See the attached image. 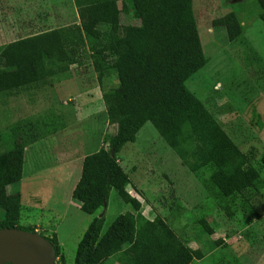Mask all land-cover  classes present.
<instances>
[{
    "label": "rangeland",
    "instance_id": "obj_1",
    "mask_svg": "<svg viewBox=\"0 0 264 264\" xmlns=\"http://www.w3.org/2000/svg\"><path fill=\"white\" fill-rule=\"evenodd\" d=\"M191 6L206 63L185 86L249 157L258 174L256 188H247L231 199L209 196L201 186L209 170L190 173L147 123L137 141L126 143L116 155L129 178L125 191L139 202L144 218H162L182 243L201 252L202 258L189 264H264V169L260 164L264 154V25L260 10L254 0H191ZM229 12L241 27L231 42L223 31L211 28V20ZM72 24H78L73 0H0V47ZM130 24L136 21L127 10L120 14V27ZM100 29L106 31L108 26ZM115 85L112 71L97 83L86 51L77 65L35 88L0 92V155L10 146V131L16 124H31L30 132L23 130L21 135L31 133L36 139L25 146L22 166L24 176L30 168L33 173L21 186L6 187L8 194L21 188L18 224L44 237L54 235L65 264H72L76 244L93 217L103 216L104 230L117 214L130 211L110 191L106 210L82 213L70 199L80 174L77 164L63 160L61 166H50L54 154L66 153L62 141L67 148L86 143L83 151L75 147L76 162L81 153L105 148L111 129L100 90ZM65 130L68 140L61 137L58 141ZM83 136L85 141L80 140ZM199 219L212 234L203 232ZM104 264L117 263L112 256Z\"/></svg>",
    "mask_w": 264,
    "mask_h": 264
},
{
    "label": "trees",
    "instance_id": "obj_2",
    "mask_svg": "<svg viewBox=\"0 0 264 264\" xmlns=\"http://www.w3.org/2000/svg\"><path fill=\"white\" fill-rule=\"evenodd\" d=\"M254 1L264 25V0ZM73 3L78 24L39 32L0 47V92L35 88L77 65L86 51L98 84L108 71L116 77L113 88L100 90L111 133L105 148L82 158L70 199L79 211L92 215L106 210L108 195L114 191L130 211L117 214L104 230L103 216L93 217L76 244L72 264H104L112 256L117 264H189L200 260L201 252L182 243L162 218L147 220L140 214L139 202L125 191L129 178L116 158L149 123L190 173L209 170L201 182L209 196L231 199L247 188H256L258 174L249 157L239 151L185 86L206 63L191 0ZM127 10L136 24L121 28L120 14ZM101 25L108 29L102 31ZM211 28L223 31L229 42L241 31L233 12L211 20ZM30 126L26 122L12 126L10 146L0 155V229L35 233L32 228L19 226V195L6 192L8 185L21 179L25 146L36 140L31 133L24 138V133L21 135L23 130L30 132ZM260 164L264 169V154ZM132 189L141 195L134 186ZM197 223L204 233L212 234L204 220ZM44 238L53 246L54 264H65L56 237Z\"/></svg>",
    "mask_w": 264,
    "mask_h": 264
},
{
    "label": "water",
    "instance_id": "obj_3",
    "mask_svg": "<svg viewBox=\"0 0 264 264\" xmlns=\"http://www.w3.org/2000/svg\"><path fill=\"white\" fill-rule=\"evenodd\" d=\"M0 264H54V249L36 233L0 229Z\"/></svg>",
    "mask_w": 264,
    "mask_h": 264
},
{
    "label": "crops",
    "instance_id": "obj_4",
    "mask_svg": "<svg viewBox=\"0 0 264 264\" xmlns=\"http://www.w3.org/2000/svg\"><path fill=\"white\" fill-rule=\"evenodd\" d=\"M53 29V28H52ZM13 41V40H12ZM147 123H145L138 131H137V133L135 134V138H134V141L133 142H135V141H137V139L140 137V135H139V133H140V131L144 128V127H146L145 125H146ZM138 135V136H137ZM68 136H69V134H68V131H63L62 132V134H61V136L58 138V141H60L61 140V137H62V139L63 140H65V141H67L68 140ZM86 138L87 137H85V136H83V137H81L80 138V140L81 141H85L86 140ZM72 141L73 140H71V143H72ZM60 143V142H59ZM81 143V142H80ZM60 145H62L66 150V153H65V155H53V156H56V158L55 159H53L52 160V163L50 164V166L51 165H54V166H61L62 164H63V160L64 161H67V162H70L69 164H74V163H76L77 165H75V166H77V168H79V170H80V166H81V161H82V158L86 155L85 153H81L82 154V156L81 157H79L78 159H77V162L75 161L76 159L74 158V149H75V147H77V148H80L81 147V145L80 144H77L76 146L74 145V146H69L68 148H67V146H66V143L65 142H63L62 141V143H60ZM85 145H86V143H84L83 144V147H81V151H83V148H85ZM33 147V146H32ZM64 149H61V150H59V151H61V153L60 154H64L62 151H63ZM85 150V149H84ZM151 150H153V149H151ZM25 151V150H24ZM23 158H25V157H23ZM31 161V164H32V162H34V160H30ZM180 162V161H179ZM31 167V166H30ZM29 171H28V173L24 176L22 173H21V179L19 180V182H17L20 186H21V184L24 182V178L26 177L27 178V175H29V176H31L30 174L31 173H33V171H32V169L30 168V169H28ZM77 182V181H76ZM76 184V183H75ZM74 184V185H75ZM74 185L72 186V189H73V187H74ZM21 189V188H20ZM20 189L16 192V193H20L21 191H20ZM24 189V188H23ZM25 191H26V189H24ZM20 191V192H19ZM72 191V190H71ZM27 192V191H26ZM29 193H31V192H29ZM20 196H21V194H20ZM35 197V196H34ZM25 202V201H24ZM22 203V202H21Z\"/></svg>",
    "mask_w": 264,
    "mask_h": 264
}]
</instances>
